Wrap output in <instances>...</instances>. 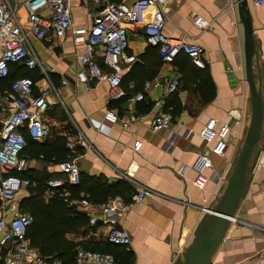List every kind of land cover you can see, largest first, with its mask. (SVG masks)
I'll list each match as a JSON object with an SVG mask.
<instances>
[{
    "label": "crops",
    "instance_id": "0c3cea01",
    "mask_svg": "<svg viewBox=\"0 0 264 264\" xmlns=\"http://www.w3.org/2000/svg\"><path fill=\"white\" fill-rule=\"evenodd\" d=\"M249 1L259 67L264 75V4L257 6L255 0ZM236 2H168L164 32L167 35L186 37L205 48L207 63L202 69L206 77L205 90L198 85L199 81L193 82L181 72L177 61L162 62L158 74L146 80L141 89L135 91L137 83L126 80V89L122 86L123 95L111 99L107 80L92 84L91 89H86L78 81L77 72L82 68L78 58L82 52L80 44L71 37L62 42L53 37L37 39L29 32L31 45L49 75L48 78L42 74L35 75L37 85L34 93L38 94L49 83L52 91L48 97L49 109L43 114L48 133L42 139L31 138L34 144L27 146L25 152L28 161L26 172L31 170L34 175L49 172L61 175L55 178H64L65 175L57 168L58 163L45 159L37 146L51 147L61 140L66 141L69 151L67 160H75L83 175L112 184L121 180L127 182L135 191L130 201H126L120 194L108 198H118L128 206L115 217L132 238L131 245L122 247L131 254L130 262L125 260V264H172L191 241L194 228L202 215L201 206L211 204L216 198L242 144L251 104L244 71L243 26ZM71 3L75 24L91 25L99 3L95 0L84 4L82 0H71ZM19 13L22 21H25V29L29 31L25 10L20 9ZM198 16L209 22L204 29L194 22ZM128 40L127 54L134 59L132 62H123L124 75L141 61L142 55L149 49L142 25L129 26ZM98 58L103 68L108 69L103 56L99 55ZM255 67L257 69L256 64ZM174 76L179 77L180 86L173 99L177 106L173 105L172 108L179 107V113L172 116L170 128L153 130L151 120L163 110L158 101L166 96L165 79ZM64 79L67 83H63ZM138 81H141L140 77ZM147 82L151 85L145 90ZM157 82L160 84L154 85ZM141 91L144 98L132 100ZM108 111L120 117L135 113L139 119L124 128L120 121L113 123L106 119ZM211 118L231 127L229 148L224 157L213 154L200 136L201 129ZM78 135L83 136V142L68 146V142L74 141ZM137 140L142 141L139 150L134 148ZM256 148L260 151L255 168L249 175L250 184L237 217L264 226V138ZM199 154L207 155L212 161V166L206 171L209 180L203 188L195 185L196 173L191 168L184 175L179 173L182 166H190ZM26 181L29 183L26 178L14 201L0 200V218L9 221L15 210L22 208L23 200L31 194L24 189ZM139 187L149 188L153 195L137 202ZM50 193L46 191L45 197L49 198ZM89 202L86 208L74 205L89 217L87 223L65 235L77 247L107 241L106 233L110 224L99 211L98 205L102 203ZM91 217H96L97 222L92 224ZM210 264H264V231L247 225L231 224Z\"/></svg>",
    "mask_w": 264,
    "mask_h": 264
},
{
    "label": "built area",
    "instance_id": "2783aa9c",
    "mask_svg": "<svg viewBox=\"0 0 264 264\" xmlns=\"http://www.w3.org/2000/svg\"><path fill=\"white\" fill-rule=\"evenodd\" d=\"M89 0H82L83 4ZM99 7L93 16L91 25H76L71 0H0V79L10 75L12 64L24 65L29 70H38L48 78L39 56L34 51L29 32L37 39L53 37L62 42L71 37L82 46L78 58L82 64L77 72L78 81L86 88L91 89L92 84L107 80L110 85L111 99L123 95L122 82L124 71L123 62H132L133 57L127 54L129 47L128 29L130 25H142L144 39L148 45L158 48V54L165 63H174L180 53L187 54L193 63L203 69L206 67L205 48L186 37L167 35L164 26L167 19L169 0H95ZM264 0H255V5L262 6ZM20 9L26 12V21L29 31L25 29L24 22L19 13ZM195 24L204 29L209 22L202 16L195 19ZM99 55L104 58V69L100 64ZM63 83H67L64 79ZM160 83H154L159 85ZM37 82L31 76L15 78L8 88L0 91V200L2 202L14 201L23 185L20 173L26 170L28 161L23 151L27 140L22 130L26 128L28 134L34 139H42L48 133L44 124L43 114L49 109L48 97L52 85L34 93ZM151 85L147 82L144 89ZM166 96L158 101L163 110L158 112L151 120L153 130L168 129L173 123L170 112L165 111L168 97L174 95L180 86L179 77L165 79ZM143 91L132 97V100H142ZM106 119L115 123L120 121L124 128H128L139 119V115L131 113L120 117L112 111L105 115ZM231 127L219 123L211 118L209 123L201 129L200 136L218 156H226L229 148L228 137ZM83 136L78 135L68 146L82 143ZM171 141H169V145ZM142 141H135L134 148L139 150ZM212 166L210 157L199 154L190 166H182L180 175H184L191 168L196 173L195 185L205 187L209 180L206 173ZM58 170L64 178L50 179L47 184L51 187L63 186L69 182L78 184L81 181V171L75 160H66L57 164ZM153 195L147 187H139L137 202L143 201L147 196ZM72 205L78 204L84 208L90 202L87 200H71ZM100 213L110 224L106 233V240L112 244L129 246L132 238L128 230L119 225L115 218L119 212L128 208L118 198H113L98 205ZM201 212L207 210V205L201 206ZM34 222L30 212L18 209L14 216L6 221L0 218V264H62L57 257H46L34 247L28 236V228ZM92 224L97 222L91 217ZM231 224L247 225L264 231V226L255 225L239 217L231 218ZM77 264H121L110 253L92 249L79 248L76 253Z\"/></svg>",
    "mask_w": 264,
    "mask_h": 264
},
{
    "label": "trees",
    "instance_id": "16d2710c",
    "mask_svg": "<svg viewBox=\"0 0 264 264\" xmlns=\"http://www.w3.org/2000/svg\"><path fill=\"white\" fill-rule=\"evenodd\" d=\"M181 72L187 76L189 80L198 82L201 89L205 90V80L202 69L197 67L192 59L184 53H180L176 60ZM162 59L158 54V48L149 45V49L141 57V61L137 62L134 67L124 75L122 86L126 83V80H132L137 83L135 91L141 89L146 80L154 78L161 67ZM10 75L5 79H0V90L8 88L11 82L21 76H31L35 80V75L41 74L40 71L29 70L24 65L12 64L10 66ZM28 71V72H26ZM138 77L141 81H138ZM138 81V82H137ZM175 95L171 96L167 100L165 111L170 112L173 117L179 113V107L174 109ZM177 106V105H176ZM26 137V147L31 145V136L28 134L26 128L22 130ZM66 141L58 140L56 145L45 147L43 145H37L40 151L50 162L60 163L67 160L69 154L65 145ZM26 147L23 151L26 156ZM63 175V174H62ZM21 178L29 180V183L36 182L35 190L30 191V196L23 200L21 210L30 212L34 217V222L28 228L27 236L34 247H37L42 255L46 257H57L62 260V264H77L76 253L79 248L92 249L104 253L112 254L115 259L125 264V260L128 262L130 259V253L124 251L126 246L112 244L108 241L100 244H86L82 247L65 238L68 232L76 231L82 225L87 223V217L85 214L79 211V209L71 205V200L75 198H85L93 203H103L108 200L109 197L120 194L126 201L131 200V196L135 192L131 186L124 181H119L115 184L102 182L100 180L95 181L93 178L83 175L81 172V181L78 184L65 183L63 186L51 187L47 182L61 175H52L49 172L44 174L34 175L32 171L26 172V170L20 173ZM97 179V178H96ZM92 187V188H91ZM32 188V186H31ZM50 191L51 196L45 197V192ZM124 247V248H122ZM122 254V257H121ZM125 258V259H124ZM124 259V260H123Z\"/></svg>",
    "mask_w": 264,
    "mask_h": 264
},
{
    "label": "water",
    "instance_id": "95a60500",
    "mask_svg": "<svg viewBox=\"0 0 264 264\" xmlns=\"http://www.w3.org/2000/svg\"><path fill=\"white\" fill-rule=\"evenodd\" d=\"M236 5L243 26L244 71L251 104L247 130L216 198L207 205L194 228L191 241L172 264H210L231 225V218L237 216L260 151L256 147L264 138V75L257 57L252 10L249 0H237Z\"/></svg>",
    "mask_w": 264,
    "mask_h": 264
},
{
    "label": "rangeland",
    "instance_id": "374dc122",
    "mask_svg": "<svg viewBox=\"0 0 264 264\" xmlns=\"http://www.w3.org/2000/svg\"><path fill=\"white\" fill-rule=\"evenodd\" d=\"M22 179H23V177H22ZM25 180L23 179V182H24ZM26 184H25V187H24V189L25 190H29V192L30 191H34L35 189L33 188V187H35V184H36V182L34 183V182H32V185H31V183H28L27 181L25 182ZM31 186H32V188H31ZM130 262V261H129Z\"/></svg>",
    "mask_w": 264,
    "mask_h": 264
}]
</instances>
